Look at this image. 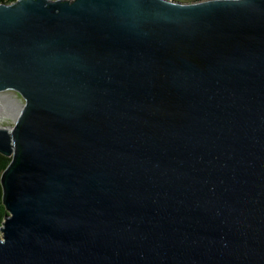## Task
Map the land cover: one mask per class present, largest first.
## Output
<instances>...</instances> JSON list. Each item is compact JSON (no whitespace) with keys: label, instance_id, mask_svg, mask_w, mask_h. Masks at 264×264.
I'll return each mask as SVG.
<instances>
[{"label":"water","instance_id":"95a60500","mask_svg":"<svg viewBox=\"0 0 264 264\" xmlns=\"http://www.w3.org/2000/svg\"><path fill=\"white\" fill-rule=\"evenodd\" d=\"M0 264H264V0L0 4Z\"/></svg>","mask_w":264,"mask_h":264},{"label":"trees","instance_id":"16d2710c","mask_svg":"<svg viewBox=\"0 0 264 264\" xmlns=\"http://www.w3.org/2000/svg\"><path fill=\"white\" fill-rule=\"evenodd\" d=\"M16 1L17 0H0V4L1 3L2 4H12V3H15ZM199 1H203V0H183V2H188V3L199 2ZM178 2H181V1H178ZM10 162H11V158L5 157V156L0 154V179H1L2 173L8 167ZM2 196H3V190H2V186H1V182H0V227L2 226V223L8 214L6 212L4 205H3Z\"/></svg>","mask_w":264,"mask_h":264},{"label":"rangeland","instance_id":"374dc122","mask_svg":"<svg viewBox=\"0 0 264 264\" xmlns=\"http://www.w3.org/2000/svg\"><path fill=\"white\" fill-rule=\"evenodd\" d=\"M67 1H72V0H67ZM175 1L183 2V0H175ZM17 119L18 117H16L15 119H9L4 115H0V128H7L10 131L12 128L15 127ZM0 238H1V233H0Z\"/></svg>","mask_w":264,"mask_h":264},{"label":"bare ground","instance_id":"6f19581e","mask_svg":"<svg viewBox=\"0 0 264 264\" xmlns=\"http://www.w3.org/2000/svg\"><path fill=\"white\" fill-rule=\"evenodd\" d=\"M19 118V117H18ZM18 120V119H17ZM10 132V134H11V130L9 131Z\"/></svg>","mask_w":264,"mask_h":264}]
</instances>
